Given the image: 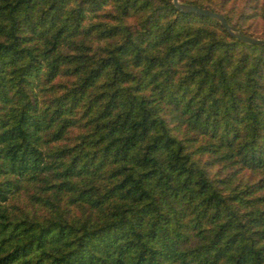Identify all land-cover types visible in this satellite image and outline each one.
Returning <instances> with one entry per match:
<instances>
[{
	"label": "trees",
	"instance_id": "1",
	"mask_svg": "<svg viewBox=\"0 0 264 264\" xmlns=\"http://www.w3.org/2000/svg\"><path fill=\"white\" fill-rule=\"evenodd\" d=\"M264 39V0H179ZM0 264H264V44L172 0H0Z\"/></svg>",
	"mask_w": 264,
	"mask_h": 264
},
{
	"label": "water",
	"instance_id": "2",
	"mask_svg": "<svg viewBox=\"0 0 264 264\" xmlns=\"http://www.w3.org/2000/svg\"><path fill=\"white\" fill-rule=\"evenodd\" d=\"M172 3L174 6L184 12H195L200 15L209 16L219 22V24L222 26V28L231 36L245 42L249 43H260L264 44V39L255 37L252 35H248L243 33L242 31H239L235 28H233L228 22L225 20V18L218 12L204 8V7H198L191 3L186 2H180L179 0H172Z\"/></svg>",
	"mask_w": 264,
	"mask_h": 264
}]
</instances>
